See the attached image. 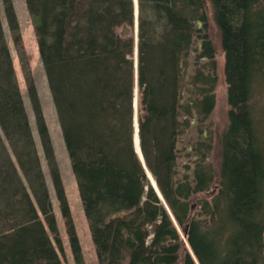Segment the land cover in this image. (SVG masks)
Wrapping results in <instances>:
<instances>
[{
	"label": "trees",
	"instance_id": "1",
	"mask_svg": "<svg viewBox=\"0 0 264 264\" xmlns=\"http://www.w3.org/2000/svg\"><path fill=\"white\" fill-rule=\"evenodd\" d=\"M1 1L74 260L85 264L15 6ZM25 1L99 263L264 264V137L254 118L264 123V0H138L137 45L134 0ZM208 9L225 54L229 124L218 175L205 160L210 147H199L193 181L177 180L178 143L191 128L183 117L195 109L206 118L215 106L214 47L197 28ZM197 38L210 67L188 83ZM136 50L141 152L172 215L134 148ZM213 185L211 201L198 203L204 218L193 217L192 198ZM49 233L62 249L0 18V264H62Z\"/></svg>",
	"mask_w": 264,
	"mask_h": 264
},
{
	"label": "rangeland",
	"instance_id": "2",
	"mask_svg": "<svg viewBox=\"0 0 264 264\" xmlns=\"http://www.w3.org/2000/svg\"><path fill=\"white\" fill-rule=\"evenodd\" d=\"M15 11L18 16V21L20 25V31L22 36V46L23 53L27 58L28 70L31 74V79L34 81L38 95L42 104L43 113L45 116L46 124L48 126L50 136L52 139V143L55 150L56 159L58 162V166L60 169L63 185L65 188V195L70 206L71 215L74 221V225L76 228V232L78 235L79 243L81 245L83 258L85 264H100L98 260V255L96 251V247L93 243L88 221L85 217L83 204L80 198L78 185L74 174L71 168L70 158L68 156V152L64 143L61 127L58 121L57 113L55 110V106L52 100L51 92L48 85V80L46 77V72L40 57L39 47L37 42V36L34 31V26L32 23L31 16L29 14L26 1L25 0H13ZM207 22L202 23L198 29L202 30L201 35L207 34L212 46L214 47L215 52V75L217 77V82L214 88L215 94V106L211 114H209L206 118L200 117L196 110H192V115L183 117L184 119H188L191 124V121L194 120V123L191 124V128L188 129L180 138V142L178 143L179 149V159L177 163V180H184L186 176H188L189 181H193V174L195 164L198 160L195 156L197 155L196 149L201 147V149L209 148L207 151V156L205 158L207 165L212 168L214 174L218 175L219 167L221 162L220 152H221V136L222 133L227 129L229 124V110L230 106L227 99V89L228 85L226 83L225 78V54L222 51L221 40H220V32L212 18L211 9H208L207 12ZM0 18L2 21L4 34L6 41L8 43V47L12 56L13 66L16 72V77L18 81V85L21 91V95L24 100V105L26 108V112L28 115L29 123L32 129L33 137L35 139V143L37 146L38 155L40 157L41 166L48 184V190L50 193L53 212L55 214L59 236L62 242V249L58 247L54 240V236L49 233L50 238L52 239L53 245L62 261V264H76L74 260V255L72 253V249L70 246L69 237L67 234V229L65 225V220L62 217L60 204L56 197L55 190L53 187V183L51 180V176L49 173V168L47 161L45 159V155L42 149L41 141L39 138L37 126H36V118L34 111L31 106V101L28 95V78L24 72V64L21 53L19 52L17 45L14 42L12 33L9 29V25L7 19L5 17L4 8L2 1L0 0ZM138 43V33H136L135 29V44ZM202 43L200 38L195 40V44L190 56L187 59V66L184 68V75L187 82H190L192 76H194L196 69H204L205 72H209L208 60L199 59V53L202 51V46L199 45ZM137 57V62L136 58ZM134 60L138 65V51H135ZM206 66V67H205ZM135 77H136V86H135V99H134V116L138 114V105L135 108V100L138 103V86H137V70L135 69ZM187 88L190 90L192 86L187 84ZM192 93H188L186 90L183 92L184 102L190 103L193 105L195 100L198 99L197 94H195V90ZM137 92V95H136ZM257 100L264 103V84L257 91ZM136 103V104H137ZM254 118L256 119V123L258 124V133L261 138L264 137V123H260V117L255 113ZM139 122V121H138ZM135 128V127H134ZM135 134V132H134ZM263 135V137H262ZM197 157V156H196ZM140 159V158H139ZM141 161V160H140ZM143 164V163H142ZM145 169V168H144ZM146 171V170H145ZM150 172V171H149ZM147 177L148 173L146 171ZM151 174V172H150ZM149 176L151 178L153 175ZM149 179V178H148ZM153 180V179H152ZM155 180V179H154ZM150 184L151 180L149 179ZM156 182V180H155ZM153 184V183H152ZM151 184V186H152ZM153 187V186H152ZM154 188V187H153ZM155 190V188H154ZM217 190V186L213 185L208 192L200 193L192 198V216L195 218H204V216H199L201 212V206L198 205L201 199H206L211 201L213 195ZM156 191V190H155ZM158 194V193H157ZM159 196V195H158ZM162 196V194H161ZM167 208L168 212L170 209L168 208L164 197L160 198ZM171 212V211H170ZM179 229V228H178ZM180 231V235L184 240V235Z\"/></svg>",
	"mask_w": 264,
	"mask_h": 264
},
{
	"label": "water",
	"instance_id": "3",
	"mask_svg": "<svg viewBox=\"0 0 264 264\" xmlns=\"http://www.w3.org/2000/svg\"><path fill=\"white\" fill-rule=\"evenodd\" d=\"M134 4H135V11H136V17H138V0H134ZM201 25V22H197V27H200ZM200 46H202V43H199ZM136 59V62H137V57L135 58ZM181 67L184 66V63L183 61H181ZM136 95H137V92H136ZM136 100H135V108L137 107L136 104ZM194 123V120L191 121V124ZM134 127H135V134H134V148H135V151L138 155V157L140 158L141 162L143 163V166L145 168V170L147 171L148 174H150L149 172V169L147 168L146 166V163L144 161V158H143V154L141 152V147H140V140H139V122H138V114H135L134 116ZM140 151V153H139ZM152 175V174H150ZM153 177V176H152ZM148 178L151 180V184L152 186L156 189H158V186H157V183L154 181V178H151L149 175H148ZM153 179V180H152ZM154 181V182H153ZM155 183V184H154ZM159 191V189H158ZM158 191H156L158 193ZM160 193V194H159ZM158 195H159V198H161V192L159 191ZM169 213L171 214V212L169 211ZM172 215V214H171Z\"/></svg>",
	"mask_w": 264,
	"mask_h": 264
},
{
	"label": "bare ground",
	"instance_id": "4",
	"mask_svg": "<svg viewBox=\"0 0 264 264\" xmlns=\"http://www.w3.org/2000/svg\"><path fill=\"white\" fill-rule=\"evenodd\" d=\"M135 17H136V11H135ZM137 18L138 17H136V33L138 32V20H137ZM136 63V62H135ZM136 70H137V63H136ZM137 105H138V103H137ZM139 153H140V151H139ZM149 175V174H148ZM155 181V180H154ZM153 181V182H154ZM155 184V183H154ZM156 191H158V189H156ZM158 193H159V191H158ZM160 194V193H159ZM163 197V196H162ZM171 215V214H170Z\"/></svg>",
	"mask_w": 264,
	"mask_h": 264
},
{
	"label": "flooded vegetation",
	"instance_id": "5",
	"mask_svg": "<svg viewBox=\"0 0 264 264\" xmlns=\"http://www.w3.org/2000/svg\"><path fill=\"white\" fill-rule=\"evenodd\" d=\"M193 130V128H191ZM195 158L197 159L198 157L195 156Z\"/></svg>",
	"mask_w": 264,
	"mask_h": 264
}]
</instances>
